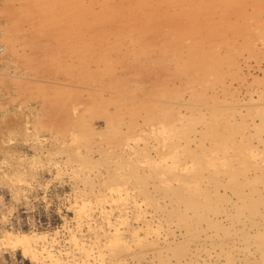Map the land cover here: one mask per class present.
<instances>
[{"label":"rangeland","instance_id":"obj_1","mask_svg":"<svg viewBox=\"0 0 264 264\" xmlns=\"http://www.w3.org/2000/svg\"><path fill=\"white\" fill-rule=\"evenodd\" d=\"M170 1L0 0V264H264V0Z\"/></svg>","mask_w":264,"mask_h":264},{"label":"bare ground","instance_id":"obj_2","mask_svg":"<svg viewBox=\"0 0 264 264\" xmlns=\"http://www.w3.org/2000/svg\"><path fill=\"white\" fill-rule=\"evenodd\" d=\"M114 1V0H113ZM170 1V0H169ZM198 1V0H197ZM131 2V1H130ZM138 2V1H137ZM155 2V1H154ZM153 2V3H154ZM86 3V2H85ZM119 3V2H118ZM135 3V2H134ZM150 3H152V2H150ZM170 3H171V1H170ZM179 3V2H178ZM182 3V2H181ZM185 3V2H184ZM202 3V2H201ZM193 4V3H192ZM196 4V3H195ZM116 5V4H115ZM153 5V4H152ZM155 5V4H154ZM162 5V4H161ZM102 6V5H101ZM207 6V5H206ZM170 7V6H169ZM183 7V6H182ZM99 8V7H98ZM124 9V8H123ZM133 9V8H132ZM135 9V8H134ZM181 9V8H180ZM89 10H90V8H89ZM95 10V9H94ZM149 10V9H148ZM93 11V10H92ZM152 11H154V10H152ZM139 12V11H138ZM156 12V11H155ZM155 12H153V13H155ZM182 12V11H181ZM195 12V11H194ZM209 12V11H208ZM92 13H94V12H92ZM111 13V12H110ZM157 13V12H156ZM172 13H174V12H172ZM100 14V13H99ZM103 14V13H102ZM101 14V15H102ZM140 14H142L141 12H140ZM189 14V13H188ZM95 15V14H94ZM128 15V14H127ZM139 15V14H138ZM169 15H170V13H169ZM179 15H181V14H179ZM201 15V14H200ZM207 15V14H206ZM93 16V15H92ZM130 16V15H129ZM160 16V15H159ZM187 16V15H186ZM196 16V15H195ZM155 17V16H154ZM192 17V16H191ZM211 17V16H210ZM99 18V17H98ZM122 18V17H121ZM182 18V17H181ZM197 18V17H196ZM74 19V18H73ZM119 19V18H118ZM134 19V18H133ZM158 19V18H157ZM204 19V18H203ZM99 20V19H98ZM153 20V19H152ZM163 20V19H162ZM124 21V20H123ZM122 21V22H123ZM126 21V20H125ZM97 22V21H96ZM120 22V21H119ZM155 22V21H154ZM173 22V21H172ZM142 23V22H141ZM144 23V22H143ZM150 23V22H149ZM152 23V22H151ZM167 23V22H166ZM190 23V22H189ZM193 23V22H192ZM196 23V22H195ZM209 23V22H208ZM94 24V23H93ZM99 24V23H98ZM119 24V23H118ZM140 24V23H139ZM147 24V23H146ZM145 24V25H146ZM160 24V23H159ZM169 24V23H168ZM182 24H183V22H182ZM105 25V24H104ZM108 25H110V24H108ZM170 25V24H169ZM116 26V25H115ZM123 26V25H122ZM128 26V25H127ZM141 26V25H140ZM187 26V25H186ZM11 27V26H10ZM78 27H80V26H78ZM212 27V26H211ZM12 28V27H11ZM10 28V29H11ZM14 28V27H13ZM103 28V27H102ZM9 29V28H8ZM145 29V28H144ZM155 29V28H154ZM198 29V28H197ZM226 29V28H225ZM141 30V29H140ZM85 31V30H84ZM94 31V30H93ZM126 31V30H125ZM129 31V30H128ZM156 31V30H155ZM226 31V30H225ZM142 32V31H141ZM214 32H216V31H214ZM111 33V32H110ZM116 33V32H115ZM138 33V32H137ZM151 33V32H150ZM160 33V32H159ZM196 33V32H195ZM204 33V32H203ZM100 34V33H99ZM124 34H126V32L124 33ZM128 34V33H127ZM86 35V34H85ZM109 35V34H108ZM138 35H139V33H138ZM142 35V34H141ZM211 35V34H210ZM93 36V35H92ZM106 36V35H105ZM110 36V35H109ZM205 36V35H204ZM209 36V35H208ZM200 37V36H199ZM93 38V37H92ZM96 38V37H95ZM102 38V37H101ZM134 38V37H133ZM139 38V37H138ZM97 39V38H96ZM83 40V39H82ZM115 40V39H114ZM123 40V39H122ZM189 40V39H188ZM216 40V39H215ZM99 41V40H98ZM129 41V40H128ZM185 41V40H184ZM183 41V42H184ZM217 41V40H216ZM92 42V41H91ZM133 42V41H132ZM177 42V41H176ZM93 43V42H92ZM122 43V42H121ZM120 43V44H121ZM128 43V42H127ZM83 45H84V43H82ZM143 44V43H142ZM8 45H9V43H8ZM115 45V44H114ZM224 45V44H223ZM105 46V45H104ZM122 46V45H121ZM131 46V45H130ZM4 47V46H3ZM8 47H10V45L8 46ZM117 47V46H116ZM132 47V46H131ZM148 47V46H147ZM139 48V47H138ZM199 48V47H198ZM10 51L12 52V47H10ZM104 49H106V48H104ZM143 49V48H142ZM206 49H208V48H206ZM129 50V49H128ZM139 50V49H138ZM199 50V49H198ZM108 51V50H107ZM114 51H116V50H114ZM119 51V50H118ZM149 51V50H148ZM188 51V50H187ZM94 52V51H93ZM92 53V52H91ZM115 53V52H114ZM129 53V52H128ZM132 54V53H131ZM202 55V54H201ZM111 56H113V54L111 55ZM115 56H117V55H115ZM143 56V55H142ZM145 56V55H144ZM127 58V57H126ZM201 58V57H200ZM73 59V58H72ZM147 59V58H146ZM95 62V61H94ZM104 62V61H103ZM141 62V61H140ZM108 63V62H107ZM97 65V64H96ZM141 66H142V64H141ZM99 67H100V65H99ZM209 67V66H208ZM135 68V67H134ZM140 69V68H139ZM95 69H93V70H90V71H94ZM98 70V69H97ZM103 70V69H102ZM86 71H87V69H86ZM90 71H88V74H90L91 72ZM133 71V70H132ZM196 71H199V69H197ZM200 71H201V69H200ZM76 72V71H75ZM90 72V73H89ZM103 72V71H102ZM125 72V71H124ZM128 72H130V71H128ZM74 73V72H73ZM87 73V72H86ZM122 72H120L119 74H121ZM77 74V73H76ZM101 74H103V73H101ZM148 76V75H147ZM213 77H214V75H213ZM113 82V81H112ZM204 84V83H203ZM204 85H206V83L204 84ZM111 86V85H110ZM109 86V87H110ZM170 86V85H169ZM57 87V86H56ZM138 87V86H137ZM205 87V86H204ZM56 89V88H55ZM112 90V89H111ZM115 90V89H114ZM121 90H122V87H121ZM54 91V90H53ZM59 91V90H58ZM51 94V93H50ZM52 95V94H51ZM53 96V95H52ZM126 96V95H125ZM91 98H93V97H91ZM97 98V97H96ZM15 99V98H14ZM52 99V98H51ZM260 99V98H259ZM102 101V100H101ZM107 101V100H106ZM96 102V101H95ZM65 103V102H64ZM108 103V102H107ZM54 104V103H53ZM91 104V103H90ZM63 105V104H62ZM95 105V104H94ZM119 105V104H118ZM28 106V105H27ZM48 106V105H47ZM105 106H107V105H105ZM72 107H73V105H72ZM88 107V106H87ZM75 108H77V106L75 107ZM89 108H90V106H89ZM52 108H50V110H51ZM61 109V108H60ZM91 109V108H90ZM256 109V108H255ZM71 110H72V108H71ZM258 110H260V109H258ZM257 110V111H258ZM73 111H75V109L73 110ZM263 111V110H262ZM67 112V111H66ZM162 112V111H161ZM160 112V113H161ZM81 113V112H80ZM217 115H218V113L216 112V113H213V117H215V122H217L218 121V117H217ZM55 116H57V115H55ZM178 116V118L177 119H175V120H177V122L175 123V124H171V123H168L167 125H164L163 127H161L159 130H157V133H156V131H153L154 132V137L156 136V137H159V138H161L160 136L161 135H164V141L166 142V144L168 145V150H170V151H172L173 149H175V148H177V150L179 149L180 150V147L178 146V144L176 143V139H178L179 138V136H178V134H180L181 135V132L183 133V131H182V129H180L179 128V126L177 125L178 124V122H179V124L180 123H182L183 122V116L182 115H177ZM159 117V116H158ZM185 117V116H184ZM193 117V116H192ZM69 118H70V116H69ZM82 118V117H81ZM80 118V119H81ZM163 118V117H162ZM83 119V118H82ZM109 119H110V117H109ZM159 119V118H158ZM70 120V119H69ZM190 120V119H189ZM195 120V119H194ZM43 121V120H42ZM79 121V120H78ZM187 121V120H186ZM230 121V120H229ZM44 122V121H43ZM70 123H71V121H69ZM159 122H162V121H159ZM69 123V125H71ZM163 123V122H162ZM187 123V122H186ZM61 124V123H60ZM76 124V123H75ZM160 124V123H159ZM66 125H68V124H66ZM68 125V126H69ZM77 125V124H76ZM177 125V126H176ZM228 125V124H227ZM231 126V125H230ZM160 127V126H159ZM186 127V126H185ZM64 128H66L65 126H64ZM153 129V128H152ZM177 129H179V133H178V130ZM154 130V129H153ZM71 131V130H70ZM61 132V131H60ZM63 132V131H62ZM65 132V131H64ZM69 132V131H68ZM121 132V131H120ZM71 133V132H70ZM60 134V133H59ZM118 134V133H117ZM214 134V133H213ZM218 134V133H217ZM120 135V134H119ZM216 135V134H215ZM242 135V134H241ZM214 136V135H213ZM243 136V135H242ZM216 137V136H215ZM222 137V136H221ZM227 137V136H226ZM225 136L223 137V138H218V137H216V139H220V140H216V145H214V147L212 148V150H213V152H214V150L216 151V152H219L220 150H222V152H224V153H226L227 151H228V149L227 148H218L219 146L218 145H224L225 143H227V139L225 140L224 138H226ZM207 138V137H206ZM211 138V137H210ZM163 139V138H162ZM241 139H243V138H241ZM75 140H77V139H74V141ZM127 140V139H126ZM125 141V140H124ZM163 141V142H164ZM127 142V141H126ZM163 142H162V144H163ZM125 143V142H124ZM126 144V143H125ZM163 146V145H162ZM179 147V148H178ZM177 150H175V151H173V155H174V152H177L178 153V151ZM169 151V152H170ZM180 152V151H179ZM170 154H172V152H170ZM176 154V153H175ZM186 154H188L187 152H186ZM191 154V153H190ZM188 156V155H187ZM191 157V159H193L194 160V158H196V157H194L193 156V154L192 155H190ZM189 157V156H188Z\"/></svg>","mask_w":264,"mask_h":264}]
</instances>
